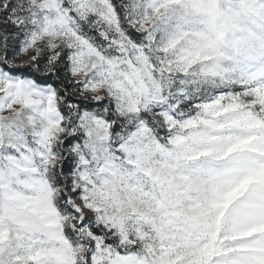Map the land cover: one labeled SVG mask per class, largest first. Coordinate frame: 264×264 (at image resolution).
<instances>
[{"label": "snow or ice", "instance_id": "1", "mask_svg": "<svg viewBox=\"0 0 264 264\" xmlns=\"http://www.w3.org/2000/svg\"><path fill=\"white\" fill-rule=\"evenodd\" d=\"M258 176L264 0H0V264H264Z\"/></svg>", "mask_w": 264, "mask_h": 264}, {"label": "rangeland", "instance_id": "2", "mask_svg": "<svg viewBox=\"0 0 264 264\" xmlns=\"http://www.w3.org/2000/svg\"><path fill=\"white\" fill-rule=\"evenodd\" d=\"M256 178L264 179V177H262V176H258V177H256ZM251 179H252V178H250V179H248V180H245V181H243V182L241 183V185L239 186V189H238V193H239V194H242V193L247 189V186H248V184L251 182ZM225 206H227V205H225ZM253 231H255V229H253ZM250 234H251V232L247 233L246 235H250Z\"/></svg>", "mask_w": 264, "mask_h": 264}]
</instances>
